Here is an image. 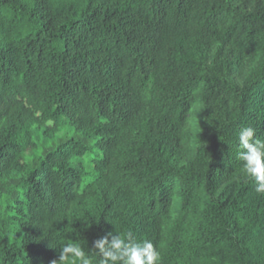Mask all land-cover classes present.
<instances>
[{
  "label": "trees",
  "instance_id": "trees-1",
  "mask_svg": "<svg viewBox=\"0 0 264 264\" xmlns=\"http://www.w3.org/2000/svg\"><path fill=\"white\" fill-rule=\"evenodd\" d=\"M244 127L264 138V0H0V264H100L108 232L264 264Z\"/></svg>",
  "mask_w": 264,
  "mask_h": 264
},
{
  "label": "clouds",
  "instance_id": "clouds-1",
  "mask_svg": "<svg viewBox=\"0 0 264 264\" xmlns=\"http://www.w3.org/2000/svg\"><path fill=\"white\" fill-rule=\"evenodd\" d=\"M238 140L237 159L242 162V171L254 181L255 192L264 195V138L254 128L244 127L238 133ZM59 249V258L50 264H93L92 258L76 243H66ZM94 251L100 257V264H161L157 246L151 241H137L131 232H108L100 236L94 242Z\"/></svg>",
  "mask_w": 264,
  "mask_h": 264
}]
</instances>
